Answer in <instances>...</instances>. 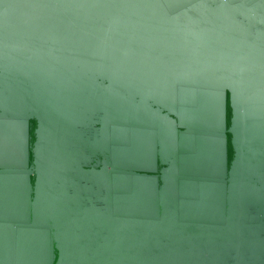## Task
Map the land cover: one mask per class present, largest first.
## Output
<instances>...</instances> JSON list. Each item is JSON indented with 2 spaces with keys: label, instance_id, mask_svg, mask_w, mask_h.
Wrapping results in <instances>:
<instances>
[{
  "label": "water",
  "instance_id": "1",
  "mask_svg": "<svg viewBox=\"0 0 264 264\" xmlns=\"http://www.w3.org/2000/svg\"><path fill=\"white\" fill-rule=\"evenodd\" d=\"M0 264H264V0H0Z\"/></svg>",
  "mask_w": 264,
  "mask_h": 264
}]
</instances>
